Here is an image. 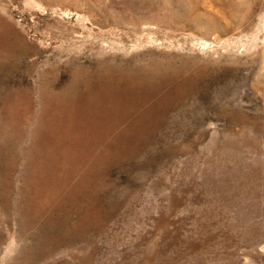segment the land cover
Listing matches in <instances>:
<instances>
[{
  "label": "rangeland",
  "instance_id": "1",
  "mask_svg": "<svg viewBox=\"0 0 264 264\" xmlns=\"http://www.w3.org/2000/svg\"><path fill=\"white\" fill-rule=\"evenodd\" d=\"M0 264H264V0H0Z\"/></svg>",
  "mask_w": 264,
  "mask_h": 264
}]
</instances>
